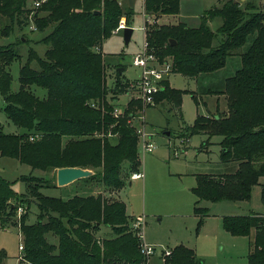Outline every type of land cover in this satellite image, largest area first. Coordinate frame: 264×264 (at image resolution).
Returning a JSON list of instances; mask_svg holds the SVG:
<instances>
[{
  "label": "trees",
  "instance_id": "16d2710c",
  "mask_svg": "<svg viewBox=\"0 0 264 264\" xmlns=\"http://www.w3.org/2000/svg\"><path fill=\"white\" fill-rule=\"evenodd\" d=\"M181 1L143 0V7L153 17L177 14ZM219 1L223 3L206 10L197 27L184 22L170 27L151 25L146 33L149 49L158 60L165 63L167 56L172 58V73L193 77L221 68L229 55L241 58V67L226 78L224 89L212 91L226 97V112L197 115L194 124L180 132L187 138L200 132L221 136L220 161L239 162L233 173L197 175L192 188L196 202L249 201L252 187L264 178V10L248 1L243 6L236 0ZM26 2L0 0V15L10 21L6 30L16 22L27 25ZM133 6L126 1L128 14ZM38 10L45 15L36 19V28L43 31L51 26L40 39L48 48L43 56L31 48L19 70L17 91H11L6 67L19 55L13 44L0 45L3 109L11 123L24 129L9 133L0 124V157L16 159L31 168V173L20 177L25 186L20 193L0 175V226L16 214L20 203H27V196H32L38 208L35 222L28 223L24 213L16 223L25 262L143 264L123 201L108 200L101 194H75L65 199L45 195L39 189L55 185H43L45 179L33 174L34 170L60 167L94 168L98 171L88 178H100L104 185L118 188L124 161L130 172L137 171L135 128L127 123V116L113 114L117 98L113 94L132 91L118 70L117 79L107 85L106 67L98 51L117 27L122 7L117 0H47ZM215 17L221 18L222 24L212 31L208 22ZM33 59L38 68L31 67ZM160 85L154 104L164 100L169 110L180 115L181 94L186 90L169 87L167 81ZM31 86L44 89V95L34 93ZM192 97L197 102L195 95ZM134 104L131 100L130 105ZM261 185L264 194V183ZM194 212L200 215L201 225L207 209L195 206ZM221 219L223 229L231 235L249 236L254 230L247 264H264V214L224 215ZM102 227L109 233L99 236ZM4 257L0 253V264ZM200 262L192 249L180 244L171 248L163 264Z\"/></svg>",
  "mask_w": 264,
  "mask_h": 264
},
{
  "label": "rangeland",
  "instance_id": "374dc122",
  "mask_svg": "<svg viewBox=\"0 0 264 264\" xmlns=\"http://www.w3.org/2000/svg\"><path fill=\"white\" fill-rule=\"evenodd\" d=\"M117 1L122 7L118 24L123 20L125 27H132L133 32L129 43L125 44L123 30L116 32V27L111 36L102 42L101 48L97 49L106 67L107 85L117 79L115 74L117 68H124V70L121 69V73L128 82L137 79L141 74V68L133 63L135 57L140 53H144L145 56L151 55L159 83L167 81L169 87L186 90V93L181 94V117L177 110H169L170 105L164 100L148 107L141 103L134 92L113 94L117 97L114 101V110L118 115L127 116V123L132 124L134 128L140 125L145 127L146 131L151 134L155 149L152 152L143 153L139 151L140 142L137 143L140 164L136 172H130L126 166L127 163L125 161L122 163L120 170L122 185L118 188L113 185L106 186L100 178L96 177L80 178L68 185L58 186L56 170H34V175L45 179L43 185L47 183L55 185L42 186L39 190L45 195L64 199L75 194L80 196L101 194L108 200L123 201L128 220L132 221L143 216L145 241L155 247L150 264H163L165 257L161 249H171L180 244L192 249L202 264H247L253 232L249 236L231 235L223 229L221 216L245 215L250 212L264 213V194L261 185L264 183V178H260V183L252 187L250 201L198 200L196 202L198 198L192 188L197 184V175L227 173L226 170L230 168L224 167V163L219 158L221 136L209 137L203 132L188 138L180 136L185 126L194 124L197 115L226 112V97L212 91L224 89L226 78L232 76L241 67V58L237 54L229 55L221 68L191 77L172 73V58L167 56L165 63L161 62L146 42L149 26L166 25L170 27L178 22H184L189 27H197L206 10L215 5L220 6L223 2L182 0L179 13L153 17L144 11L143 0H135L129 14L125 8L127 0ZM249 1L261 10L264 9V0ZM244 2L246 0H243ZM40 6L35 7L33 0H27L25 6L27 25L24 22H16L9 30H6L10 23L9 19L0 15V31L2 29L0 45L13 44V49L19 55L18 59L12 60L6 67L11 75V91L19 89V70L27 62L31 48L40 56H43L48 48L47 44L40 39L50 31L51 26L39 31L35 24L38 17L45 15L38 10ZM221 24L222 20L219 17L208 22L212 31H216ZM32 55L36 57L35 53ZM30 65L38 68L35 59L30 61ZM31 88L40 97L45 93L42 88L33 86ZM192 94L197 98V102ZM107 95L110 97V93ZM131 100L135 101L134 105H130ZM4 104V99L0 94V124L3 130L9 133L23 132L24 129L16 127L7 118L3 109ZM206 142L208 145H204ZM234 164L236 163H232L233 166ZM88 169L93 172L98 171L94 168ZM132 172H141L144 177L131 180L133 179L131 178ZM233 172L230 171V173ZM29 173H31V168L28 165L13 158L0 157V175L11 181L13 189L19 193L24 192L25 189L20 177ZM26 199H28L27 203L19 204L22 208L21 214L27 213V222L32 223L35 222L38 213L36 199L32 196H27ZM195 206L207 209L206 216L211 218H208L206 224L204 222L201 225L198 224L200 215L194 212ZM18 213L17 209L16 214L4 226H0V253L5 255L2 264H28L19 258L23 251L18 249L19 243H22L19 227L16 224L21 215ZM107 233L109 230L102 227L98 234L103 236Z\"/></svg>",
  "mask_w": 264,
  "mask_h": 264
},
{
  "label": "built area",
  "instance_id": "2783aa9c",
  "mask_svg": "<svg viewBox=\"0 0 264 264\" xmlns=\"http://www.w3.org/2000/svg\"><path fill=\"white\" fill-rule=\"evenodd\" d=\"M46 0H33V6L38 7L41 5L42 2ZM125 27L124 21H120L116 32L123 29ZM144 52V51H143ZM153 57L151 55L145 56L144 53L137 54L133 63L141 68V74L137 79H134L129 82V89L130 91L136 94V97L146 106V105H153L154 104V94L160 90L162 87L157 78V71L153 66ZM115 116H118L117 111H113ZM132 125V124H131ZM135 131L138 137V142H140L139 151L143 153L152 152L155 149V144L151 141V134L148 133L145 127L136 126ZM143 173H133L131 178L139 179L143 177ZM19 213L21 214V207H18ZM20 217V216H19ZM19 227V225H18ZM131 229L134 231L135 235L138 238V248L143 256V264H150V258L155 253V247L146 242L144 238V220L143 216L133 219L130 223ZM19 251H22V243L18 245ZM163 257L169 255L171 253V249L163 248L161 249ZM19 258L22 259V256Z\"/></svg>",
  "mask_w": 264,
  "mask_h": 264
},
{
  "label": "water",
  "instance_id": "95a60500",
  "mask_svg": "<svg viewBox=\"0 0 264 264\" xmlns=\"http://www.w3.org/2000/svg\"><path fill=\"white\" fill-rule=\"evenodd\" d=\"M133 1L134 0H128L129 6H133ZM96 13H98V11H96ZM122 30H123L124 43L128 44L133 32V28L127 26L124 27ZM171 43L175 44V41L171 40ZM118 71L121 72V69H119ZM93 173L94 172L88 168L60 167L56 169V184L58 186H65L80 178L89 177L93 175Z\"/></svg>",
  "mask_w": 264,
  "mask_h": 264
},
{
  "label": "crops",
  "instance_id": "0c3cea01",
  "mask_svg": "<svg viewBox=\"0 0 264 264\" xmlns=\"http://www.w3.org/2000/svg\"><path fill=\"white\" fill-rule=\"evenodd\" d=\"M236 1H239L240 2V4L241 5H243L244 3H243V0L241 1V0H236ZM246 1H248V2H250L249 0H246ZM134 2H135V0L133 1V5H134ZM257 7V6H256ZM260 9V8H259ZM264 10V9H263ZM119 69H122V70H124V68H117V70H119ZM121 73V72H120ZM221 96H224L223 94H221ZM225 97V96H224ZM224 163V167L225 166H227V167H229L230 168V170H226L227 171V173H230V171H236L235 169L236 168H238V166H239V162L238 161H228V162H223ZM232 163H236V164H234V166L232 165ZM222 174H224V173H222ZM214 175H218V174H214ZM143 177H144V175H143ZM142 177V178H143ZM139 179H141V178H139ZM131 180H136V179H131ZM13 187V186H12ZM16 191V190H15ZM18 192V191H17ZM19 193V192H18ZM71 196V195H70ZM69 196V197H70ZM73 196V195H72ZM250 201V200H249ZM127 211V210H126ZM251 213V212H250ZM262 214H264V213H262ZM224 215H222L221 216V218L223 217ZM206 218V219H205ZM204 219V224H206L207 223V221H208V218H211V217H205ZM203 224V225H204ZM253 232V234H254V230L252 231ZM249 251H250V249H248ZM27 263V262H26ZM29 264V263H28ZM200 264H202V262L200 263Z\"/></svg>",
  "mask_w": 264,
  "mask_h": 264
}]
</instances>
